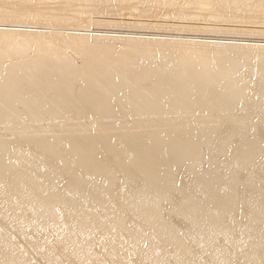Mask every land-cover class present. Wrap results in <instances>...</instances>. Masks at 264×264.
<instances>
[{"label":"bare ground","instance_id":"obj_1","mask_svg":"<svg viewBox=\"0 0 264 264\" xmlns=\"http://www.w3.org/2000/svg\"><path fill=\"white\" fill-rule=\"evenodd\" d=\"M0 264H264V0H0Z\"/></svg>","mask_w":264,"mask_h":264},{"label":"rangeland","instance_id":"obj_2","mask_svg":"<svg viewBox=\"0 0 264 264\" xmlns=\"http://www.w3.org/2000/svg\"><path fill=\"white\" fill-rule=\"evenodd\" d=\"M118 17H114V19H117V20H122L124 17L123 16H121V15H117ZM121 16V17H120ZM140 18V19H139ZM137 19H138V21H143L144 22V19H145V22H148L149 23V21H150V23L151 22H154L153 20H155L154 18H153V20L151 19V18H148V17H145V16H138L137 17ZM146 19H147V21H146ZM125 20V19H124ZM177 20V19H176ZM175 20V18H169V20H168V18H167V22H174V23H179V19L176 21ZM123 21V20H122ZM156 21V20H155ZM250 26V25H249ZM249 26H247V27H249ZM115 27V28H114ZM111 26V28H112V30H129V31H134V32H153V29L154 28H152V29H150L149 27H147V30H146V26H142V25H140V27H139V25H137L136 27H134L135 29H130V27H129V29L128 28H126L124 25H115V26ZM128 27V26H127ZM251 27H253V28H255L254 26H250V28ZM105 28H107V27H103V28H100V29H105ZM148 29H149V31H148ZM108 30H110V29H108ZM176 30V29H175ZM171 31H173V32H171V33H174L175 31L174 30H171ZM158 32H160V31H158ZM163 32V31H162ZM165 32V31H164ZM166 32H169V31H166ZM170 33V32H169ZM175 33H178V34H183V32H179V30H177V32H175Z\"/></svg>","mask_w":264,"mask_h":264}]
</instances>
